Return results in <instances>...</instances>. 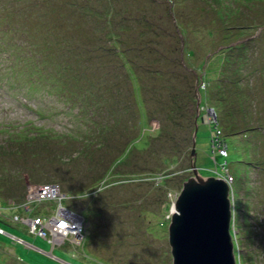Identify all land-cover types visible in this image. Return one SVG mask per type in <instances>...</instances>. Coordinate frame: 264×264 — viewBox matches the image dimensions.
<instances>
[{"label":"rangeland","instance_id":"rangeland-1","mask_svg":"<svg viewBox=\"0 0 264 264\" xmlns=\"http://www.w3.org/2000/svg\"><path fill=\"white\" fill-rule=\"evenodd\" d=\"M170 1H174L172 7L186 28L185 36L177 34ZM110 4L118 9H128V14L124 16L125 13L115 11L106 14ZM21 5L19 0H0V206L11 207L6 208V213L0 207V219L13 227L6 228L5 233L0 231V264H67L28 246L26 241L54 252L70 264H173L169 217L183 187L182 179L194 175L191 169L183 170L181 175L176 173L186 165L184 162L168 164L161 185L157 179L156 182L155 179L145 182L129 180L135 173L148 171L143 165L138 168L136 165L147 160L149 149L154 147L133 148L125 164L118 163L117 168L108 174L106 183L110 182L109 188L96 197L89 191L96 187L94 175L99 179L115 163L124 145H130L127 141L133 137L137 138L145 131L146 138L163 144L156 131L163 129L169 119L167 111L173 94H179L181 101H188L192 94L200 98L199 91L195 93L193 88L195 75L177 74L176 79L172 76L156 78L153 73L155 68L165 67L168 69L165 75L172 74V68L176 72L178 66L174 67L173 62L180 59L181 46L185 43L190 64L198 69V73L204 75V67L210 68L209 81L206 78L208 98L199 111L204 113L205 122L216 118L211 105L218 106L220 99L232 101L229 105H232L233 120L237 125L231 129L221 126L223 131L217 133H230V155L226 160L235 177L237 195L249 177L254 189L247 207L241 203L243 191L241 196H235L240 210H236L232 226L242 245L240 252L245 254L247 248L250 252L247 255L252 251L255 256L254 264H264V136L261 130H256L264 127V124L259 125L264 122V89L259 88L263 78L260 71L264 72V35L259 36L260 26L264 24V0H214V8H210L205 0H27L24 4L26 14H21L24 9L17 10ZM42 24L44 27L40 28ZM7 27L13 30L6 32ZM45 27L54 28L47 36L52 34L50 40L56 41L58 51L52 54L46 51V56L41 55L47 59L49 73L54 72V66L49 65L54 61L62 62L67 69H62L63 73L61 71L59 75L56 73L62 82L60 89L48 88L51 84L45 83L30 87V77L19 74L14 78L10 75L11 60L6 55L14 48L12 45L22 38L31 43L41 41L47 30ZM56 28L61 32L53 33ZM253 33L254 36H249ZM60 37H66L70 44L60 43ZM244 37H248L245 41L252 48V71L256 72L252 77L248 73L233 76L235 82L241 83V90L235 84H223L220 88L217 58L224 54L221 53L222 45L233 40L240 42ZM113 38L119 44L113 43ZM115 44L134 50L147 103L145 127L139 124L135 128L141 114L135 106L137 99L132 85L121 79L122 67L112 56L104 54ZM158 45L161 50L157 52ZM212 51L220 54L213 53L216 56L210 60L214 61L205 65L207 56L213 55ZM159 52L162 54L160 62L156 61ZM88 56L89 60H86L84 57ZM67 63L69 67L73 63V67L69 69ZM203 63L205 66L200 67ZM80 72L83 76L78 81L75 74ZM119 84L123 86L121 92L124 96L120 104L125 115L124 122L112 134L115 139L101 146L102 141L97 143L96 129H90L86 141L79 137V125L85 123L88 126L92 122L88 114L90 100L114 104L109 86ZM84 94L87 98H83ZM157 98L164 99L162 103L166 112L160 114L165 120L160 118L162 107ZM225 108L223 104L219 112L225 115ZM212 126L201 124L198 131L197 165L204 176L224 177L222 174L226 173H223L225 169L221 164L225 157L216 156L219 166L214 159L210 137ZM179 133L177 135L181 137ZM189 137L186 151L193 147L192 130ZM220 153L225 156L222 151ZM40 154L51 158L42 160ZM47 173H52L50 176L55 182L64 183L63 190L67 192L69 189L73 196L64 193L58 183L53 192L44 194L40 183L46 181ZM123 173L127 176L122 177ZM76 188L87 194L74 196ZM168 201L170 204L165 210ZM63 207L85 217L83 231L87 230L86 235L81 232L86 236L84 242L73 233L70 238H54L48 225H58L51 219L58 218ZM245 210L249 213L246 221L240 214ZM164 214L168 220L164 219ZM94 254L102 261L99 259L98 263L92 259Z\"/></svg>","mask_w":264,"mask_h":264},{"label":"trees","instance_id":"trees-1","mask_svg":"<svg viewBox=\"0 0 264 264\" xmlns=\"http://www.w3.org/2000/svg\"><path fill=\"white\" fill-rule=\"evenodd\" d=\"M22 1V5L20 6L19 9L17 10H22L21 14H26V9H25V2L27 0H19ZM41 1V0H40ZM219 1V0H216ZM24 2V3H23ZM205 2L207 3V5L211 8H214L213 4H214V0H205ZM171 4V16H172V20L174 22V25L177 29V34L182 37L185 36L186 34V28L185 26H183V24L180 22L176 11L174 10V8L172 7V5H175L174 1H170ZM53 6V5H52ZM204 7V6H202ZM202 9V8H201ZM10 10V9H9ZM108 11H115L117 14H124V16H126L128 13V9H123V8H116L113 5H109V7L106 8V14H110V12ZM222 18V16H221ZM223 19V18H222ZM41 27H44V25L42 24ZM260 27H262V30L260 31L259 36L264 35V24H262ZM47 30L43 32V36H42V40L39 42H30L29 40L22 38V40L19 41V43H17L16 45H12L14 46V48H12V50L9 51V54H7L6 56L9 57L10 56V60H11V65H10V75L14 78H17L19 74H25V77H30L29 79V83H30V87H35L36 85H40L42 83L45 84H51L50 86L48 85V88H54V89H60L62 82L58 80L57 75L61 74L60 72L63 70L67 71L65 66H62V62H50L49 65H53L54 66V72L49 73V68L46 64V60L47 59H43L41 55L46 56V51H50L51 54L52 52L57 53L58 51H56V41H51L50 36H47V34L49 32H51V29L54 31V28H49V27H45ZM11 30H13V28L7 27L6 32H10ZM57 32H61V30H58L56 28L55 32L53 33H57ZM213 34V32H212ZM215 34V33H214ZM225 34V33H224ZM255 34L253 33L252 35L249 36H254ZM222 38H225L222 37ZM248 37H244V38H240L241 41L235 43L236 41L233 40L230 43H225L224 45H222L223 50L221 51L222 56H218L217 60L219 63V69H220V74L221 77L219 78V84H220V88L224 86H226L227 84L232 85L235 84L237 85L238 89L241 90V83L240 82H235L233 78L234 75L237 74H241V75H245V74H249L248 76L254 75V73L256 71H252L254 70L253 63L251 64L252 60V55H251V50L252 48H250L249 44H247L248 42L245 41V39ZM61 41L60 43H62L63 45H68L70 44L69 40L65 37L62 38L60 37ZM59 39V40H60ZM58 40V41H59ZM13 43V42H12ZM56 43V44H54ZM113 43L119 44V42L113 38ZM114 45L113 47L108 48L107 52L104 53L105 56L109 55L112 56V58H114V62H116V64L120 65L123 69V76L121 75V79L124 83L128 82L129 84L132 85V90H133V94L135 96V98L137 99V102L135 104L136 108H138V110L140 111L139 113L141 114L140 116H138V125L135 126V128L139 127V124L142 125V127H145V125L147 124V120L145 119L146 116L144 114V112H146V106L147 103L145 101V97L143 95V87H144V82L143 79H140V74L138 72L137 69V65H136V57L134 56L133 52L134 50L130 47L128 48H122L118 45ZM41 47H40V46ZM61 46V45H60ZM55 47V48H54ZM159 45L157 47V52L161 50H159ZM227 48V50L225 51V49ZM27 49V51H25ZM7 50V53H8ZM264 50V49H263ZM220 51V50H219ZM216 53V55H219L220 53L218 52H214L212 51V54ZM188 54V57H187ZM189 52L187 51V47H186V43L184 45L181 46V50H180V59L178 61L173 62L174 63V67L178 66V70L172 68L171 73L172 74H167L165 75L164 73H166L168 71V69L165 67V69H159V68H155L153 70V73L155 74L156 78L159 77H164V76H172L176 79H178L177 74H193L196 76L195 81L193 82V88H195V93L197 91H199L200 93V98H198L197 95L192 94L188 99V101H181L179 98V94L172 96V99H170V104L168 107V111L170 113V116L167 117L169 119H167V122L164 123L165 126H163L164 128L157 130L156 134H158V136H160V138L162 137V141L163 144H159L158 142H153L154 139L149 140L148 137L146 138V132L143 131L140 136H138L137 138H132L131 141H127V144L129 143L130 145H124V148L122 149L121 152H119V156L117 158V160L115 161V163L111 166L108 167L105 171V173L99 178L101 182H99L96 178H94L95 181V188L91 189V192L93 196L96 197L97 194H99L102 190L109 188L110 186V182L108 181V174L111 173L114 169L117 168V164L120 162H124L123 164H125V160L126 157L129 155L130 151L133 148H138V149H145V148H149V147H154L152 150L149 149L148 151V159L147 160H143V163L138 162V164L136 165L137 168L139 167V165H143V167L148 168V171L144 174H133L132 176H128L129 180H131V178L133 180H142V181H149L151 179H155L154 181L157 182L159 185H161L160 181H162V183H164L165 178H163L165 175V171H167V166L170 163H175L178 161H182L184 162L186 165L183 166V168L180 169V171L176 172L178 175H181L180 172H184L183 170H193L192 169V149L191 151H186V147L188 142H189V134L190 131L192 130L193 136H194V132L196 130V127L198 125V131L200 129L201 124H213L212 128H211V143H212V150L213 153L215 155L214 159H216V156H221V157H225V161L221 164L223 166V168L225 169L226 173L225 175L222 174L223 176L227 177V176H232L233 181L235 182V177L233 175V173L231 172V168L228 166V160H226V157H228L229 154V143H228V133L227 135L223 134H219L217 132L222 130L223 128H228L231 129L232 127L236 126V122L233 120V115H232V111H231V107L232 105H229L230 103L232 104V101H225L223 99H220L219 101H221L219 103V105L217 106L216 104L211 105L210 108H212L214 110V112L216 113V118L214 121L212 122H205V120L203 119V114L204 113H200L199 111H201L202 106L204 105V103L206 102L205 99H207V92H208V82L207 79L209 81V77L207 74H209L210 72V68H206L204 67V75H202L201 73H198V69L195 68L194 66H192L190 64L189 61ZM215 54L213 55H209L207 56V59L205 60V65L213 62L214 60H210V58L212 56H216ZM263 55V53H262ZM5 56V58H6ZM86 60H89V56L88 57H84ZM162 58V54L160 55L159 52V57H157L156 61L160 62ZM166 59V57H165ZM163 60V59H162ZM171 61H173L170 58ZM216 60V62H217ZM164 61V60H163ZM177 62V64H176ZM203 64L199 65L200 67H202ZM84 64V63H83ZM80 65V63L78 64ZM86 65V64H84ZM115 65V64H113ZM204 65V66H205ZM67 67L70 69L71 67H73V63L72 65L69 67V64L67 63ZM59 68V69H57ZM57 69V70H56ZM63 69V70H62ZM183 70V71H182ZM181 71V73H180ZM262 72V81L260 82V87L264 89V72ZM56 73H58L56 75ZM51 74V75H50ZM56 75V76H55ZM82 73H76L75 77L77 78V80L79 81L80 79H82ZM53 77V78H52ZM117 77H118V73H117ZM56 78V79H55ZM186 79H188L187 77H185ZM207 78V79H206ZM252 80V79H251ZM254 81V80H253ZM204 82H206L207 84H205V86L203 85ZM94 86H96V84H93ZM115 85H118V83H115ZM240 85V86H239ZM123 86L119 84V86H109V91L111 92L112 96H111V100L113 101L114 104L108 103V102H104V101H95V100H90V107H89V112L88 114L91 116V120L92 122L86 126L85 123L80 124L79 125V129H80V133H79V137L84 138V140H87V137L91 134L90 129L93 130H97L98 133V140L97 143L102 141V145H107V143L112 142L115 138L112 137V134H114L116 127L121 125L124 122V117L123 115H125L124 111V107L120 104L122 101V97L124 96L121 92V90ZM240 87V88H239ZM83 98H87L86 94L83 95ZM239 98V96H238ZM100 99H102L100 97ZM99 100V99H97ZM164 99L161 98H157V103L161 105V111H159V115L160 118H162L161 120H165V117L162 115L166 112V110L164 109L163 106V101ZM92 102V103H91ZM166 103V102H165ZM164 103V104H165ZM226 107L224 109V113L225 115L219 112L221 111L220 108L222 109L223 104ZM222 106V107H221ZM81 111H84L82 108H80ZM81 111H79V114L81 113ZM162 113V114H160ZM262 113V112H261ZM259 113V114H261ZM127 115V114H126ZM101 120L104 121V125L103 122H101ZM259 121L260 116H259ZM262 122V121H261ZM127 123V121H126ZM260 124H264L259 122ZM92 126H94L93 128H91ZM222 126V127H221ZM256 130H261V135L264 136V127H258V129ZM223 131V130H222ZM179 132H181V137H178L177 134H180ZM221 133V132H220ZM237 135V134H236ZM145 137V138H144ZM178 139L180 141H178ZM180 142V143H179ZM192 142V141H191ZM191 143V147H192ZM197 144H198V132H197ZM155 145V146H153ZM217 147L219 148V151L217 149ZM221 148H225L227 153L225 156L221 155L220 150ZM197 149V154H198V147L196 146ZM112 150V149H111ZM113 151V150H112ZM115 152V151H114ZM189 152V154H188ZM40 157V159L42 160H46L48 158H51V156L49 155H38ZM249 159H250V152L248 153ZM196 164H197V157H196ZM253 160V159H252ZM216 163L219 166L220 164H218V161L216 159ZM121 165V164H120ZM198 166V165H197ZM116 173V170H115ZM50 174L52 173H47L46 177V181H43L41 184L45 185L46 183L49 184H56L58 183V185L60 186V188L62 189V191L66 194H69L70 196H73L72 193L70 191H68L69 189H67V192H65L63 190V184L64 183H60L59 182H55L54 178L50 176ZM148 176H147V175ZM126 174H122V177L125 176ZM218 175V173H217ZM54 176V175H53ZM127 176V175H126ZM155 177V178H154ZM182 179V178H181ZM188 179V178H187ZM186 177L184 179H182L183 181L187 180ZM98 181V182H97ZM234 182L232 183V189H233V199H234V209H233V221L236 217V210L239 209L240 207L237 206L238 203H236V197L235 196H241V192L243 191L244 193L242 194V199H241V203L246 207L248 206V203L252 197V192L254 191L252 185H251V178L249 177L247 179L248 183H245V186H241L240 189V194L237 195L236 190L234 189ZM75 195L74 196H81L84 194H87V192L85 193L83 190L76 188L74 190ZM84 192V193H82ZM94 192V193H93ZM238 192V193H239ZM71 193V194H70ZM23 199V197H22ZM28 201H26L25 203H27ZM170 201L166 202V206H164L165 210L168 209L169 207V203ZM172 203V202H171ZM0 207H2V211L4 213L6 208L11 209V207H4L3 205H1ZM163 208V209H164ZM246 209V208H245ZM249 210V208H247ZM240 214H242V216L245 218H248V212L245 211H240ZM164 219L168 220V218L165 217L164 214ZM3 220V219H2ZM0 219V222L2 221ZM170 220V217H169ZM4 221V220H3ZM2 221V222H3ZM3 225H1L0 227L3 228L4 230H7L6 228H13L12 226H10L8 223L3 222ZM232 225L234 226L233 222ZM6 226V227H5ZM232 226V234H234V241H235V250H236V256H237V262L238 264H254V255L252 254L253 252L251 251V254H249V256L247 255L248 253H250L246 248V253L242 254L240 252L242 245L239 244L240 241L237 240L238 235L235 232V229ZM240 227V226H238ZM84 234L86 235L87 230L83 231ZM240 234V233H239ZM84 235L83 238V242L86 238V236ZM89 237V236H87ZM81 238V239H82ZM249 239V238H248ZM253 239H251L250 241H252ZM84 245V244H83ZM250 246V245H249ZM244 247V246H243ZM90 253V252H89ZM88 253V254H89ZM101 257L99 255H92V259L96 260V262L99 263V259ZM102 261V259H100ZM100 261V262H101ZM256 263V262H255Z\"/></svg>","mask_w":264,"mask_h":264},{"label":"water","instance_id":"water-1","mask_svg":"<svg viewBox=\"0 0 264 264\" xmlns=\"http://www.w3.org/2000/svg\"><path fill=\"white\" fill-rule=\"evenodd\" d=\"M197 132L198 125L192 147L194 175L184 181L176 196L168 228L173 264H238L232 234L233 178L199 172ZM49 255L56 257L52 252Z\"/></svg>","mask_w":264,"mask_h":264},{"label":"built area","instance_id":"built-area-1","mask_svg":"<svg viewBox=\"0 0 264 264\" xmlns=\"http://www.w3.org/2000/svg\"><path fill=\"white\" fill-rule=\"evenodd\" d=\"M222 151V154L226 155L227 151L225 148H221L220 152ZM55 184H49V185H42L41 189L43 190L42 192L46 194L47 192H53L56 188L54 186ZM46 190V191H45ZM75 216L78 218L76 221ZM41 219V218H39ZM84 217L81 216L79 213L73 211V209H68L63 207L60 210L59 217L58 218H52L51 221L57 222L58 225L56 227H59L63 229L62 233L63 234H68V233H73L75 235H78L79 233L83 232L84 229ZM52 225V224H51ZM49 224L48 227L53 230ZM55 227V228H56ZM77 228V229H76ZM1 232H4L3 229H0Z\"/></svg>","mask_w":264,"mask_h":264},{"label":"bare ground","instance_id":"bare-ground-1","mask_svg":"<svg viewBox=\"0 0 264 264\" xmlns=\"http://www.w3.org/2000/svg\"><path fill=\"white\" fill-rule=\"evenodd\" d=\"M76 221L78 220V218L75 216ZM51 227L53 228V236L54 238H56V240H60L61 238H70L73 234L68 233V234H63L62 231L63 229L56 227V225H51ZM56 227V228H55ZM77 229V228H76Z\"/></svg>","mask_w":264,"mask_h":264},{"label":"crops","instance_id":"crops-1","mask_svg":"<svg viewBox=\"0 0 264 264\" xmlns=\"http://www.w3.org/2000/svg\"><path fill=\"white\" fill-rule=\"evenodd\" d=\"M25 242V241H24ZM28 246H32V247H34V248H36V249H38V250H40V251H43L44 253L46 252V254H49V252H47L46 250H44V249H42V248H39V247H37L36 246V244H28L27 243V241L25 242ZM53 254H54V252H52ZM56 257H54V258H59L58 260H63L65 263L67 262V261H65L63 258H61L59 255H57V254H54ZM67 263H69V262H67ZM70 264V263H69Z\"/></svg>","mask_w":264,"mask_h":264},{"label":"clouds","instance_id":"clouds-1","mask_svg":"<svg viewBox=\"0 0 264 264\" xmlns=\"http://www.w3.org/2000/svg\"><path fill=\"white\" fill-rule=\"evenodd\" d=\"M225 177V176H224ZM228 177V176H227ZM232 192H233V189H232ZM84 217V216H83ZM84 219H85V217H84ZM0 229H3V228H0ZM4 230V229H3ZM6 232V230H4V232L3 233H5ZM82 233H84V232H82ZM11 235H13V234H11ZM84 235V234H83ZM76 236H78V235H76ZM84 237V236H83ZM79 238H81V237H79Z\"/></svg>","mask_w":264,"mask_h":264}]
</instances>
